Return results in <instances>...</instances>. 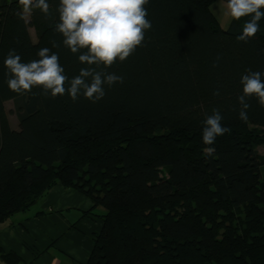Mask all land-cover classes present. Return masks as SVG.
<instances>
[{"label": "trees", "instance_id": "1", "mask_svg": "<svg viewBox=\"0 0 264 264\" xmlns=\"http://www.w3.org/2000/svg\"><path fill=\"white\" fill-rule=\"evenodd\" d=\"M213 1L149 0L144 46L107 69L123 83L105 85L96 103L8 88L10 49L28 62L48 47L70 78L86 65L50 43L62 41L54 34L58 0H48L50 16L34 9L29 19L18 15L19 1L0 6V224L61 184L86 196L102 221L83 264H264L255 150L264 145V107L250 99L241 121L237 99L245 71L264 72V18L253 38L237 41L247 18L224 29ZM213 108L231 131L205 145L203 121Z\"/></svg>", "mask_w": 264, "mask_h": 264}, {"label": "clouds", "instance_id": "2", "mask_svg": "<svg viewBox=\"0 0 264 264\" xmlns=\"http://www.w3.org/2000/svg\"><path fill=\"white\" fill-rule=\"evenodd\" d=\"M148 4L149 0H58L54 34H59L62 41L52 39L50 43L53 48L68 49L86 67L70 78L59 63L58 52L48 47L40 48L38 59L28 62H22L16 50L10 49L3 61L8 88L19 95L40 88L46 97L67 94L73 102L81 97L92 103L100 101L106 95L105 85L111 88L124 79L107 69L124 62L138 47L144 46L146 32L152 28L147 18ZM19 5L21 18L34 9L50 16L48 0H19ZM227 10L235 21L247 18L236 37L237 41L246 43L259 31V21L264 18V0H227ZM219 60L217 56L212 67H217ZM240 83L238 118L247 121L250 99L255 98L264 107V72L247 69ZM219 95L218 89L213 92V96ZM222 120L219 108H213L212 114L206 116L202 129L205 145H213L217 137L230 133L231 129L223 126ZM212 151L208 149L209 154Z\"/></svg>", "mask_w": 264, "mask_h": 264}, {"label": "crops", "instance_id": "3", "mask_svg": "<svg viewBox=\"0 0 264 264\" xmlns=\"http://www.w3.org/2000/svg\"><path fill=\"white\" fill-rule=\"evenodd\" d=\"M6 1L19 0H0V6ZM91 207L81 193L54 185L27 211L0 224V264H13L7 253L18 258L15 264L85 263L102 227Z\"/></svg>", "mask_w": 264, "mask_h": 264}, {"label": "rangeland", "instance_id": "4", "mask_svg": "<svg viewBox=\"0 0 264 264\" xmlns=\"http://www.w3.org/2000/svg\"><path fill=\"white\" fill-rule=\"evenodd\" d=\"M210 11L217 19L218 24L222 28L226 29L232 19V17L228 14L227 0L213 1L210 5ZM28 15L29 13L25 14L26 19H29ZM29 32H30L32 40L35 41L36 40L35 32L32 27H29ZM4 107L12 123L16 122L15 111L13 108V101L9 100V101L4 102ZM255 150L260 159L259 172H260V176L262 177L264 176V145L257 144V146L255 147Z\"/></svg>", "mask_w": 264, "mask_h": 264}]
</instances>
